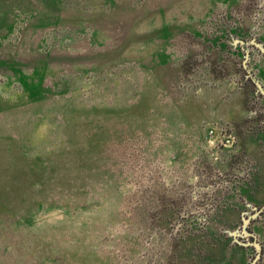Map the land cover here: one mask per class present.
I'll return each mask as SVG.
<instances>
[{
    "label": "rangeland",
    "instance_id": "374dc122",
    "mask_svg": "<svg viewBox=\"0 0 264 264\" xmlns=\"http://www.w3.org/2000/svg\"><path fill=\"white\" fill-rule=\"evenodd\" d=\"M217 261L264 264V0H0V264Z\"/></svg>",
    "mask_w": 264,
    "mask_h": 264
},
{
    "label": "water",
    "instance_id": "95a60500",
    "mask_svg": "<svg viewBox=\"0 0 264 264\" xmlns=\"http://www.w3.org/2000/svg\"><path fill=\"white\" fill-rule=\"evenodd\" d=\"M254 44H256L255 41H254ZM256 45H257V44H256ZM256 247H257V250H260V248H259L260 245L257 244ZM257 257H258V256H257Z\"/></svg>",
    "mask_w": 264,
    "mask_h": 264
},
{
    "label": "crops",
    "instance_id": "0c3cea01",
    "mask_svg": "<svg viewBox=\"0 0 264 264\" xmlns=\"http://www.w3.org/2000/svg\"><path fill=\"white\" fill-rule=\"evenodd\" d=\"M261 83H262V82H261ZM225 261H226V260H224V259H223V263H225ZM216 264H219V262L217 261V263H216Z\"/></svg>",
    "mask_w": 264,
    "mask_h": 264
}]
</instances>
